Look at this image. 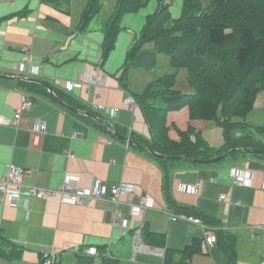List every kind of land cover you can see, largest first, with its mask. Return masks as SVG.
<instances>
[{
	"label": "crops",
	"instance_id": "obj_1",
	"mask_svg": "<svg viewBox=\"0 0 264 264\" xmlns=\"http://www.w3.org/2000/svg\"><path fill=\"white\" fill-rule=\"evenodd\" d=\"M182 1L165 0L173 18L180 15ZM87 2L70 0L67 7L42 0H0V18L27 9L24 16L0 21V75L41 80L78 110L59 103L41 83L0 77V178L13 164L25 170V183L52 189L66 176L79 187H90L95 179L105 184L132 183L135 198L149 196L154 207L132 216L125 200L115 206L106 199L66 204L56 199L22 197L11 205L0 191V235L21 249L19 259H0V264H43L51 255L56 259L52 264H87L81 256L91 257L89 264H104L107 258L117 264H166L167 250L175 253L170 264H177L180 251L194 241L200 242L199 250L186 264H260L264 248V158L246 155L235 161H178L166 166L148 151L114 136L112 128L143 145L141 141H153L141 108L135 100L128 104L126 99H134V92H141L157 77L152 78V70L131 68L127 86H123L120 76L143 17L156 10L158 0H150L148 6L123 17L114 48L104 61L103 25L114 5L110 13H99L81 31L80 17ZM25 53L29 61L21 72L18 65ZM86 73L93 79L84 80ZM26 82L40 84L49 95ZM68 82L74 83L71 89L66 87ZM100 105L118 110L111 116L98 108ZM79 111L90 112L109 125L104 127ZM17 113L18 119L12 122ZM245 120L254 137L264 144V91L258 93ZM166 121L181 130L190 125L212 147L223 144L222 129L216 122L189 119L187 106L168 112ZM41 124L45 131L39 129ZM168 135L179 139L172 127ZM233 168L249 172L248 186L233 183ZM197 181L198 193L180 188ZM222 194L224 198H220ZM115 208L127 225L112 223ZM186 209L198 212L201 216L189 214L211 227L221 242L210 247L205 244L201 226L171 220V214ZM141 223L142 234L146 228L162 234L165 245H150L142 235L144 246L135 252L133 232ZM84 248H95L98 253L84 254Z\"/></svg>",
	"mask_w": 264,
	"mask_h": 264
},
{
	"label": "trees",
	"instance_id": "obj_2",
	"mask_svg": "<svg viewBox=\"0 0 264 264\" xmlns=\"http://www.w3.org/2000/svg\"><path fill=\"white\" fill-rule=\"evenodd\" d=\"M42 1L67 7L70 2ZM148 2L115 0L114 11L103 25L102 61L114 48L123 17L137 12ZM102 7L101 0H88L80 17L81 31L87 28ZM26 12L27 9H24L0 18V21L14 15L24 16ZM160 53L168 57L171 70L149 82L141 92L133 93L153 135L152 142L139 141L165 157L150 153L151 156L166 165L178 161L192 163L191 157L209 159L242 147L264 149V144L254 137L251 126L245 120L258 93L264 91V0H183L177 18L172 17L165 0H158L156 10L146 16L139 38L128 48L120 76L123 86H127L128 70H153ZM181 69L186 72V81L191 89L189 92L175 87ZM26 84L49 95L40 84ZM184 106L188 107L189 119L216 122L222 129L221 147L210 146L200 132L190 125L185 130L174 124L167 125L168 112ZM171 127L176 130L178 140L169 137ZM246 155L264 158L262 154L232 150L222 160L235 161ZM184 211L201 216L193 210ZM142 235L150 245H165L162 234L146 228ZM221 240V236L216 238V242ZM199 243L194 241L180 251L177 264H186L190 256L199 250ZM222 248L229 250L226 245H222ZM174 254L173 251H166V264L171 263ZM20 255L21 249L0 235V259L12 262ZM81 257L87 264L92 259L89 256ZM104 264L117 263L107 258Z\"/></svg>",
	"mask_w": 264,
	"mask_h": 264
},
{
	"label": "built area",
	"instance_id": "obj_3",
	"mask_svg": "<svg viewBox=\"0 0 264 264\" xmlns=\"http://www.w3.org/2000/svg\"><path fill=\"white\" fill-rule=\"evenodd\" d=\"M29 61V54H23L22 61L18 65L19 71L23 72L26 63ZM90 73L84 75V80H91ZM74 83H66V87L71 89ZM128 104H132L134 99L129 97L126 99ZM98 108L105 110L112 116L118 109H107L100 105ZM19 113L15 114L12 122L18 119ZM39 129L45 131L44 124L39 125ZM231 176L233 183L236 185L250 184L249 172H240L238 169L233 168L231 170ZM262 188H264V178L261 182ZM182 191H189L191 193H198L200 189V182L197 181L190 185H183L180 187ZM0 191L5 195L11 205H15L16 202L22 197H32L43 200H58L61 203L66 204H85L90 201L98 202L101 200H108L117 206L122 201H126L128 205V213L132 216H140L145 209L154 207V201L149 196H138L135 198V187L132 183L120 182L114 184H105L99 179H95L90 187H79L72 183L71 178L66 176L58 188L52 189L41 185H33L25 183V170L22 167L10 164L4 177L0 178ZM225 195H220V198H224ZM119 209L114 210L112 223L115 225L125 226L127 222L122 218ZM172 221H183L193 223L201 226L205 233V244L212 247L216 242V235L211 227L206 226L203 221L194 215H190L186 212L173 213L170 215ZM261 226L264 228V208H263V220ZM142 223L133 232V249L135 252L139 251L142 244ZM204 249V246H203ZM84 254L96 255L98 252L95 248H84L82 250ZM54 255L48 256L44 259L43 264H52L55 261ZM264 264V248L262 252L261 263Z\"/></svg>",
	"mask_w": 264,
	"mask_h": 264
},
{
	"label": "water",
	"instance_id": "obj_4",
	"mask_svg": "<svg viewBox=\"0 0 264 264\" xmlns=\"http://www.w3.org/2000/svg\"><path fill=\"white\" fill-rule=\"evenodd\" d=\"M0 77H9V78H13V79H21V80H26V81H34V82H38V83H41L43 85H45L49 92L51 93V95L61 104H63L64 106L74 110V111H78L76 108L72 107L71 105H69L68 103L64 102L63 100H61L60 98H58L54 92H53V89L48 85L46 84L45 82L41 81V80H38V79H34V78H25V77H17V76H7V75H0ZM79 112H82L88 116H91L93 118H96L100 124H102L104 127H107L109 125V122L108 121H105L99 117H97L96 115L90 113V112H83V111H79ZM111 133L116 136L117 138L121 139V140H124L125 142L129 143V144H132V145H135L143 150H146L148 151L149 153L153 154L154 156H158V157H165L163 154L161 153H158L156 152L155 150L141 144V143H138L137 141L129 138V137H126L120 133H118L116 130H114L113 128L111 129ZM232 150H239V151H243L245 153H254V154H262L264 155V149H259V148H252V147H242V148H236V149H230L228 151H226L225 153H223L222 155H218V156H214V157H211L209 159H200V158H196V157H191L190 160L191 162L193 163H212V162H216V161H219V160H222L224 157H226Z\"/></svg>",
	"mask_w": 264,
	"mask_h": 264
},
{
	"label": "rangeland",
	"instance_id": "obj_5",
	"mask_svg": "<svg viewBox=\"0 0 264 264\" xmlns=\"http://www.w3.org/2000/svg\"><path fill=\"white\" fill-rule=\"evenodd\" d=\"M101 2L103 3L104 6H103L102 11L100 12V15L106 16L108 14V12L110 13L112 11V5H114L115 0H101ZM149 3H150V0H149L148 4ZM148 4L146 6H148ZM96 18L97 17H95V19ZM143 19H144V21H143V23H144L146 18L143 17ZM137 38H139V33L137 35ZM170 70H171V68L169 65L168 57L166 55H164L163 53H160V54H158V63H157L156 68H154L152 71H149V73H152V74H150L152 76V78H156L162 74H165L166 72H168ZM175 87L184 91V92H186L187 89L188 90L190 89L188 84H187V81H186L184 69H181L178 72V75L176 77ZM189 91H191V89ZM172 124H174V123H172Z\"/></svg>",
	"mask_w": 264,
	"mask_h": 264
}]
</instances>
